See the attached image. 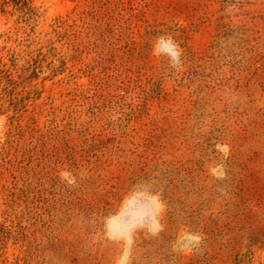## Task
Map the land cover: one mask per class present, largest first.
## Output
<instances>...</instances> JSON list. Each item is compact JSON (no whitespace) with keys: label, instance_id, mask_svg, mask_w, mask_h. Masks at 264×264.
Returning a JSON list of instances; mask_svg holds the SVG:
<instances>
[{"label":"rangeland","instance_id":"rangeland-1","mask_svg":"<svg viewBox=\"0 0 264 264\" xmlns=\"http://www.w3.org/2000/svg\"><path fill=\"white\" fill-rule=\"evenodd\" d=\"M0 264H264V0H0Z\"/></svg>","mask_w":264,"mask_h":264},{"label":"clouds","instance_id":"clouds-1","mask_svg":"<svg viewBox=\"0 0 264 264\" xmlns=\"http://www.w3.org/2000/svg\"><path fill=\"white\" fill-rule=\"evenodd\" d=\"M174 45L171 44V42H163L160 43V51H163L164 53H168L171 55L172 60L174 63L178 62L179 53L177 51H174ZM156 51V48L154 47V52Z\"/></svg>","mask_w":264,"mask_h":264}]
</instances>
